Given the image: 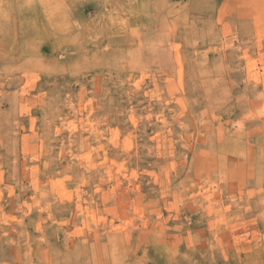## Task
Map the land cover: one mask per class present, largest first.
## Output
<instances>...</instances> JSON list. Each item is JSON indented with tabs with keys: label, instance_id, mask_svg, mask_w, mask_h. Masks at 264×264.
Listing matches in <instances>:
<instances>
[{
	"label": "rangeland",
	"instance_id": "1",
	"mask_svg": "<svg viewBox=\"0 0 264 264\" xmlns=\"http://www.w3.org/2000/svg\"><path fill=\"white\" fill-rule=\"evenodd\" d=\"M0 264H264V0H0Z\"/></svg>",
	"mask_w": 264,
	"mask_h": 264
}]
</instances>
